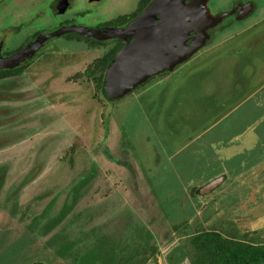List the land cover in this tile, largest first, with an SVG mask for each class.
Instances as JSON below:
<instances>
[{
    "label": "rangeland",
    "instance_id": "374dc122",
    "mask_svg": "<svg viewBox=\"0 0 264 264\" xmlns=\"http://www.w3.org/2000/svg\"><path fill=\"white\" fill-rule=\"evenodd\" d=\"M53 1L0 0V48L105 26L139 3L69 0L60 12ZM234 1L209 2L215 12ZM255 2L252 15L228 18L188 60L116 100L84 74L116 38L92 47L52 37L24 72L0 79V264H118L143 260V248L147 264H170L185 234L209 228L264 243V0ZM222 175L212 192L196 191Z\"/></svg>",
    "mask_w": 264,
    "mask_h": 264
},
{
    "label": "water",
    "instance_id": "95a60500",
    "mask_svg": "<svg viewBox=\"0 0 264 264\" xmlns=\"http://www.w3.org/2000/svg\"><path fill=\"white\" fill-rule=\"evenodd\" d=\"M210 0H151L147 6L124 26L106 25L91 28L85 25L62 26L54 31L39 34L20 51L0 56V68L15 69L32 58L52 37L69 33H88L102 40L112 38L124 41L109 62L104 76L103 91L107 100L123 97L158 73L174 69L188 60L212 38L210 30L236 11L214 14ZM60 12H65L69 0H55ZM238 13L244 19L253 11ZM225 175L205 183L199 191L212 192L225 180ZM31 264H43L37 261ZM258 264H264V260Z\"/></svg>",
    "mask_w": 264,
    "mask_h": 264
},
{
    "label": "trees",
    "instance_id": "16d2710c",
    "mask_svg": "<svg viewBox=\"0 0 264 264\" xmlns=\"http://www.w3.org/2000/svg\"><path fill=\"white\" fill-rule=\"evenodd\" d=\"M150 1L151 0H139L138 6L134 11L121 14L116 18L105 22L103 25H127L131 19L136 17L147 6ZM40 33L41 32H35L27 42L34 39ZM67 35L74 36L77 40L86 39L88 44L92 47H96L106 42V40L97 37H86L80 32H73ZM115 41L116 44L114 47L103 55L95 58L84 70V74L94 80L96 90L101 92L104 97L103 81L106 68L111 59L124 44V41L121 39H116ZM26 68H28V66L15 69H0V79L20 75ZM5 170V166H0V186L4 182ZM196 191L199 190L196 189ZM188 226V222H185L182 223V225H178L177 228H188ZM185 235L189 236L188 244L182 243L169 252L168 260L170 264H178L186 257L190 258L191 264H258L264 260V243L254 244L235 237H229L215 228L203 230L198 229L194 233H187ZM152 248V252L155 251L156 248ZM147 250L148 249L146 248H143L142 250L145 256L143 260H140L141 258L139 259V257L131 254L130 256L121 257L118 264H147L151 260V258L148 257L149 255H147ZM93 264H102V262L94 261Z\"/></svg>",
    "mask_w": 264,
    "mask_h": 264
},
{
    "label": "flooded vegetation",
    "instance_id": "af4514ba",
    "mask_svg": "<svg viewBox=\"0 0 264 264\" xmlns=\"http://www.w3.org/2000/svg\"><path fill=\"white\" fill-rule=\"evenodd\" d=\"M250 3H253L254 4V8H253V11L252 12H250L245 18H247L248 16H250V15H252L253 13H254V11L257 9V4H256V2H255V0H235L234 2H233V4L229 7V8H227V9H219L218 11H215V12H213L212 10V12L214 13V14H217V13H220V12H223V11H229V10H231V9H233L234 8V6H236V11H235V13H233L232 15H230V16H228V17H226L225 18V20L224 21H226L228 18H233V19H235L236 18V16H237V14L238 13H245L246 11H248V9H249V5H250ZM53 5L54 6H56V3H55V0L53 1ZM209 6H210V2H209ZM211 9V8H210ZM244 18V19H245ZM223 21V22H224ZM222 22V23H223ZM221 24V23H220ZM219 25V24H218ZM214 28H212L211 30H210V32H211V35H212V30H213ZM38 36V35H37ZM36 36V37H37ZM35 37V38H36ZM213 39V35H212V38H211V40ZM33 40V39H32ZM32 40H30V41H32ZM210 40V41H211ZM30 41H28L26 44H24L22 47H20L19 49H17V50H15V51H12V52H8V51H5V49L4 48H0V56H1V54L3 55V56H9V55H11V54H14V53H16V52H18V51H20L21 49H23L26 45H28L29 43H30ZM33 58V57H32ZM32 58H30V59H28L26 62H23V64L20 66V67H23V66H31L32 65V63H30L31 62V60H32ZM0 69H3V68H0ZM168 71V70H167ZM24 72V71H23ZM165 72V71H164Z\"/></svg>",
    "mask_w": 264,
    "mask_h": 264
}]
</instances>
